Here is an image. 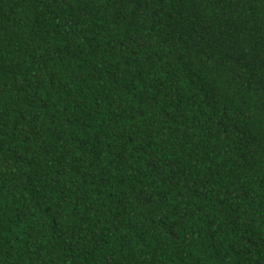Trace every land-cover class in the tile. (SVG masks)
Returning a JSON list of instances; mask_svg holds the SVG:
<instances>
[{
    "label": "trees",
    "instance_id": "obj_1",
    "mask_svg": "<svg viewBox=\"0 0 264 264\" xmlns=\"http://www.w3.org/2000/svg\"><path fill=\"white\" fill-rule=\"evenodd\" d=\"M0 264H264V0H0Z\"/></svg>",
    "mask_w": 264,
    "mask_h": 264
}]
</instances>
